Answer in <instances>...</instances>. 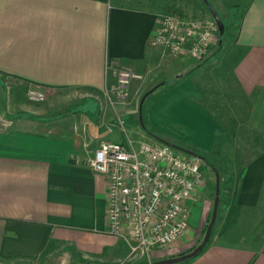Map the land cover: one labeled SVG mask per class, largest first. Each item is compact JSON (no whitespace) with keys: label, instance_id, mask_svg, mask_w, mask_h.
Listing matches in <instances>:
<instances>
[{"label":"crops","instance_id":"obj_1","mask_svg":"<svg viewBox=\"0 0 264 264\" xmlns=\"http://www.w3.org/2000/svg\"><path fill=\"white\" fill-rule=\"evenodd\" d=\"M217 2L229 30L227 76L243 93L264 89V0ZM159 14L117 0H0V264H152L181 254L197 237L208 200H188L187 237L149 254L128 257L126 243L107 232V180L89 160L101 139L120 137L115 122L134 110L105 97L114 80L110 62L140 75L128 98L162 84L147 106L150 126H183L206 150L219 139L225 167L237 175L234 201L257 203L264 150L243 164L236 160L234 132L198 84L206 62L198 67L187 54L173 57L150 45ZM28 89L44 98L28 101ZM63 93L71 101L63 103ZM176 264H264V236L252 242L212 236L199 254Z\"/></svg>","mask_w":264,"mask_h":264},{"label":"built area","instance_id":"obj_2","mask_svg":"<svg viewBox=\"0 0 264 264\" xmlns=\"http://www.w3.org/2000/svg\"><path fill=\"white\" fill-rule=\"evenodd\" d=\"M216 32L212 17L183 19L167 14L159 20L150 45L173 57L187 54L201 61L215 42ZM106 69L114 80L105 86L104 95L111 103L121 102L128 96L130 82L140 75L112 62ZM26 96L34 101L44 98L36 89H28ZM120 130H124L122 125ZM200 160L163 142L126 135L123 140L98 142L89 164L107 180V232L126 243L128 257L167 248L185 237L187 203L203 181Z\"/></svg>","mask_w":264,"mask_h":264},{"label":"rangeland","instance_id":"obj_3","mask_svg":"<svg viewBox=\"0 0 264 264\" xmlns=\"http://www.w3.org/2000/svg\"><path fill=\"white\" fill-rule=\"evenodd\" d=\"M122 4L134 6H152L158 9V17L161 19L164 15H173L183 19H202L211 17L210 11L204 0H117ZM215 9H218V15L222 21L223 10L219 7L217 0H207ZM229 29V27H227ZM224 26L223 33L216 32L215 42L210 55L201 61H197V66L205 63L197 76L200 83L202 96L210 106L212 112L222 125L227 126L231 132L233 130L235 141L234 151L236 160L242 164L249 157L256 155L264 150V89H256L250 93L241 92L231 77L227 76L226 65L223 61V53L226 51L229 38V30ZM206 56V55H205ZM192 61L188 58V61ZM199 71V70H198ZM162 88V84L148 87L137 94L135 98H126L123 102L111 103L121 106H131L133 111L125 109L121 121L116 119L118 130L114 129V134L120 133V137L113 139L123 140L125 135L132 139H142L149 141H158L161 138L164 141L176 144L182 148L188 149L200 155V168L203 173V181L194 190L191 200L193 203H200L208 200L210 210L203 216L200 229L193 244L181 251L188 252L198 245L204 235L205 228L211 215L214 193H215V173L219 175V202L214 226L210 238L225 237L228 240L240 242L258 241L264 236V183L258 201L255 205L240 206L237 205L233 197L236 192L237 175L228 171L225 167L226 159L220 150L219 139L216 146L211 150H206L193 144L191 131L183 126L173 124H160L157 127H151L146 117L147 106L154 98L156 92ZM2 90H0V94ZM145 95L141 114L142 122L139 118V102ZM64 102L71 101V93L61 95ZM24 97L27 99L26 94ZM28 100V99H27ZM29 101V100H28ZM39 102L31 100V102ZM121 105V106H120ZM113 106V105H112ZM123 106V107H124ZM65 112V111H63ZM113 110H111V113ZM114 116L117 114L114 112ZM109 117V120L114 119ZM118 116V115H117ZM123 120V121H122ZM124 122V123H123ZM124 130H120V126ZM143 124V125H142ZM112 127V126H110ZM0 128H2L0 126ZM108 131V128H106ZM110 132V131H109ZM112 132V131H111ZM230 132V133H231ZM109 137V139H112ZM192 140V141H191ZM231 144V143H229ZM223 149V148H222ZM224 153L231 155V149L228 146L224 148ZM187 237V234L183 240ZM209 238V240H210ZM208 240V241H209Z\"/></svg>","mask_w":264,"mask_h":264},{"label":"water","instance_id":"obj_4","mask_svg":"<svg viewBox=\"0 0 264 264\" xmlns=\"http://www.w3.org/2000/svg\"><path fill=\"white\" fill-rule=\"evenodd\" d=\"M204 1L208 6L211 17L214 19V21L217 25L218 32L223 33L224 25H223V22L221 21L219 15H218L216 9L207 0H204ZM144 97H145V95L142 96V98L139 102V118H140L141 122H142L141 108H142V103H143ZM156 139L158 141L163 142L165 144H168L169 146H172V147H174V148H176V149H178L184 153L196 155L202 159V157L200 155H198L197 153H195L193 151L182 148L176 144L164 141L161 138H156ZM214 173H215L216 179H215V193H214L213 205H212V210H211L209 222L207 223V226L205 228L204 235H203L201 242L188 252H184V253H181V254L176 255V256H171V257H167L164 259H160V260L154 261L152 264H176V263L185 261V260L199 254L202 251V249L205 247V245L208 243L212 228H213L214 223H215L216 214H217V207H218V202H219V196H218V193H219V175H218V172L216 169H214Z\"/></svg>","mask_w":264,"mask_h":264},{"label":"trees","instance_id":"obj_5","mask_svg":"<svg viewBox=\"0 0 264 264\" xmlns=\"http://www.w3.org/2000/svg\"><path fill=\"white\" fill-rule=\"evenodd\" d=\"M252 156H253V155H252ZM252 156H251V157H252ZM251 157H249V159H250ZM236 158H237V157H236ZM249 159H248V160H249ZM239 162H240V161H239Z\"/></svg>","mask_w":264,"mask_h":264}]
</instances>
